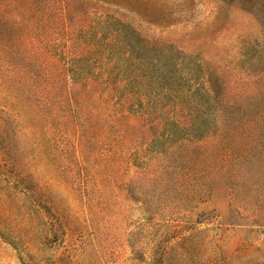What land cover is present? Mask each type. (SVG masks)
Listing matches in <instances>:
<instances>
[{
    "label": "rangeland",
    "instance_id": "374dc122",
    "mask_svg": "<svg viewBox=\"0 0 264 264\" xmlns=\"http://www.w3.org/2000/svg\"><path fill=\"white\" fill-rule=\"evenodd\" d=\"M0 264H264V0H0Z\"/></svg>",
    "mask_w": 264,
    "mask_h": 264
}]
</instances>
